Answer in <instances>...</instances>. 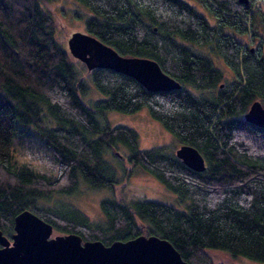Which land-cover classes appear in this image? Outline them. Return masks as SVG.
I'll list each match as a JSON object with an SVG mask.
<instances>
[{"label":"trees","instance_id":"1","mask_svg":"<svg viewBox=\"0 0 264 264\" xmlns=\"http://www.w3.org/2000/svg\"><path fill=\"white\" fill-rule=\"evenodd\" d=\"M76 1L90 12L84 32L122 55L154 59L180 87L150 91L130 76L97 67L88 78L105 97L87 102V79L54 36L56 21L44 6L49 0H0V230L10 237L15 215L28 209L53 231L83 240L108 245L157 234L190 264H213L204 253L212 248L264 263V127L243 118L254 100L264 106V54L260 45L245 46L223 30L246 33L256 0H199L214 14V25L185 0ZM184 42L208 45L232 79ZM186 85L206 92L195 95ZM142 107L177 147L142 149L133 128L107 122V111ZM182 144L203 156L202 171L176 156ZM126 165L148 173L183 207L106 197L100 200L106 222L92 224L74 206L43 204L79 182L113 189L118 169L129 173Z\"/></svg>","mask_w":264,"mask_h":264},{"label":"water","instance_id":"2","mask_svg":"<svg viewBox=\"0 0 264 264\" xmlns=\"http://www.w3.org/2000/svg\"><path fill=\"white\" fill-rule=\"evenodd\" d=\"M248 4L249 0H238ZM71 56L82 61L87 70L110 68L130 76L150 91H169L180 83L165 73L149 57L125 56L95 36L74 31L67 39ZM251 50H253L251 48ZM243 118L264 127V106L254 100ZM176 156L189 168L202 171L204 158L190 144L175 150ZM0 264H190L166 238L157 234H140L106 245L100 240H83L77 233L54 234L50 223L31 210L15 215L13 233L7 237L0 230Z\"/></svg>","mask_w":264,"mask_h":264},{"label":"rangeland","instance_id":"3","mask_svg":"<svg viewBox=\"0 0 264 264\" xmlns=\"http://www.w3.org/2000/svg\"><path fill=\"white\" fill-rule=\"evenodd\" d=\"M185 1L192 5L198 13L202 14L210 24H215L216 18L208 6L199 0ZM44 6L56 21L54 36L68 50V37L74 31L84 32V21L90 15L89 10L76 0H49L47 5ZM84 15L87 16L85 17ZM248 18L246 33L239 34L228 27L223 30L226 33L233 34L245 46L258 47L260 45L261 53L264 54V0H256L252 3ZM184 43L191 45L192 48L200 53L209 55L214 65L224 73V78L226 77L227 80L232 79V72L227 68L221 57L209 49L208 45ZM73 61L76 67L78 65L77 68H79L82 77L87 79L86 82L89 86V90L83 96V99L89 102L104 98L105 96L95 88L91 79L88 78V70L85 64L74 57ZM186 87L195 95L206 92L196 90L190 85H186ZM106 119L110 126L122 124L133 128L138 133V145L142 149L161 145H169L174 148L178 145L177 140L150 116L146 107H142L134 113L107 111ZM117 151L119 153H127V149L121 145H118ZM106 157L110 160L114 159L113 154H110V152L106 153ZM35 162L44 171L50 170V167L42 164V162ZM126 166L129 169V173L124 175L123 171L118 169L120 183L115 185L113 189L96 188L79 182L77 189L73 192L69 194L53 193L43 201V204L57 207L74 206L85 213L92 224H103L106 222L105 214L100 208V200L106 197L115 199L142 197L164 202L175 207H183L182 204L184 202L182 204L177 202L175 194L148 173L133 166ZM117 168H120V166L118 165ZM57 233L59 232L54 231V234ZM204 253L213 264H264L220 249H205Z\"/></svg>","mask_w":264,"mask_h":264}]
</instances>
